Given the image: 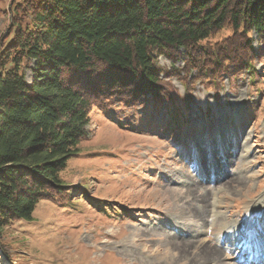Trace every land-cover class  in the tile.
I'll list each match as a JSON object with an SVG mask.
<instances>
[{
  "label": "rangeland",
  "instance_id": "1",
  "mask_svg": "<svg viewBox=\"0 0 264 264\" xmlns=\"http://www.w3.org/2000/svg\"><path fill=\"white\" fill-rule=\"evenodd\" d=\"M21 1L0 0V52L13 38ZM230 35L226 28L205 43ZM251 37L259 53L253 73L232 71L215 86L192 70L187 89L163 78L175 88L176 105H156L148 96L92 110L87 139L60 173L69 200L61 206L41 200L30 219L6 227L0 264H162L151 255L167 249L175 256L169 264H249L237 262V249L217 236L228 221L232 237L240 238L249 206L259 210L264 239V41ZM180 55L175 69L183 67ZM157 65L171 68L161 56ZM33 66L21 67L28 83ZM178 190L176 201L170 195ZM219 201L224 218L214 221ZM133 237L135 246L128 242Z\"/></svg>",
  "mask_w": 264,
  "mask_h": 264
},
{
  "label": "trees",
  "instance_id": "2",
  "mask_svg": "<svg viewBox=\"0 0 264 264\" xmlns=\"http://www.w3.org/2000/svg\"><path fill=\"white\" fill-rule=\"evenodd\" d=\"M16 12L0 52V236L41 200H69L60 173L87 139L92 110L148 96L176 105L163 78L187 89L192 70L213 82L253 73L251 34L264 41V0H22ZM226 28L229 37L205 43ZM27 61L31 83L21 71Z\"/></svg>",
  "mask_w": 264,
  "mask_h": 264
},
{
  "label": "bare ground",
  "instance_id": "3",
  "mask_svg": "<svg viewBox=\"0 0 264 264\" xmlns=\"http://www.w3.org/2000/svg\"><path fill=\"white\" fill-rule=\"evenodd\" d=\"M210 176H212V173L210 174ZM169 195H170V193H169ZM170 196L172 198H174L176 201H177V199L182 198V197H179V196H182L181 193L179 192V190L178 191H175ZM222 200H221V202L223 203ZM221 202L220 201L219 202H214V204L216 205V208L218 209V212H216V214L213 213L214 215H211L212 216V220H214V221H219L220 219L223 220V218H224L223 217L224 213H223L222 208H221L223 204ZM177 204H178V202H177ZM246 209H247V212H248L249 216L244 220V222L241 223L242 225L239 226L240 230H237L238 233H241L240 238L232 237L231 234L233 233V231H231V230L228 229V227L230 225V222H228V221L226 222L225 221L223 223V225L221 224V229H220L221 231H219V234L217 236V241L219 243L226 242V244H229L230 247H232V248L234 247V248L237 249V253H238V256H237L238 260H237V262L242 261V262H250V263H253V264H264V244H263L264 243L263 242L264 239L261 237L260 228H259V225H258L257 219H256V218H259L258 217V214H257V212L259 210L257 208H251L249 206H246ZM181 212H182V210H181ZM180 219L183 220V222H185V223H189V224H193L194 223V221L190 217H187L186 218V217L181 216ZM168 228L171 229V227H168ZM212 230H213V228H209L207 232L210 233V231H212ZM175 231H176V233H179V232H177L179 230H175ZM178 235L184 236L183 234H178ZM229 235L231 236V238H229ZM133 236H135V235H133ZM135 238L136 237H133L131 240L128 241L131 244H133V246H135V241H136ZM233 239H237V240H233ZM170 241H171V239L169 241H167V242H170ZM191 244H193V243H189V245H191ZM180 247L182 248L183 247V244L180 245ZM186 247H183L182 251H184ZM187 248L189 249V247H187ZM174 249H175V246H174ZM198 249H200V248H198ZM172 250L173 249H167V252H166L165 255H162L161 253H158V252H155V253L152 252L153 254L151 256L152 257H157L159 259L160 263H162V264H169V262H168L169 259L170 258H175L174 254L172 253ZM200 250H202V249H200ZM140 251L145 252L146 251V247L145 246L142 247ZM186 251H188V250H186ZM202 251H204V249ZM125 253H126V251H125ZM205 257L207 258L208 256H205ZM144 263L145 264H148L147 262H144ZM171 263H173V262H171Z\"/></svg>",
  "mask_w": 264,
  "mask_h": 264
}]
</instances>
